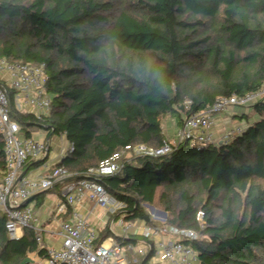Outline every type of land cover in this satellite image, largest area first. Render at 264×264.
Returning <instances> with one entry per match:
<instances>
[{
  "label": "trees",
  "instance_id": "16d2710c",
  "mask_svg": "<svg viewBox=\"0 0 264 264\" xmlns=\"http://www.w3.org/2000/svg\"><path fill=\"white\" fill-rule=\"evenodd\" d=\"M0 58L45 66L52 110L42 119L20 112L18 121L26 136L31 127L65 135L73 150L56 164L70 173L63 186L93 177L90 168L126 145L169 140L166 116L181 128L219 96L260 90L264 0H0ZM250 108L229 140H178L156 156L124 151L119 170L99 178L126 205L116 216L155 222L144 206L155 204L167 224L203 232L189 241L201 264H264V96ZM31 160L25 168L38 164ZM5 168L0 134V180ZM5 224L0 212V261L47 255L32 228L12 239ZM152 256L129 264H159Z\"/></svg>",
  "mask_w": 264,
  "mask_h": 264
},
{
  "label": "built area",
  "instance_id": "2783aa9c",
  "mask_svg": "<svg viewBox=\"0 0 264 264\" xmlns=\"http://www.w3.org/2000/svg\"><path fill=\"white\" fill-rule=\"evenodd\" d=\"M47 80L43 64L33 65L0 58V134L4 140L6 156V168L0 180V209L6 216V229L12 239L17 237V230L32 228L40 246H44V227L40 225L34 209L25 202L36 193L49 190L70 173L63 165L45 163V171L40 176L23 174V167L28 160L47 156L50 141L26 136L18 121V114L32 112L39 119L50 114L53 98L47 90ZM263 96L264 84L260 90L245 95L217 97L204 109L185 118L177 132L178 140L191 139L198 147L215 143L213 128L220 112L251 104ZM241 130L242 128L237 127L228 132L225 138H230ZM172 146L171 141L167 139L158 147L144 143L126 145L125 149L101 161L98 167L90 168L93 177L65 182L61 188V200L57 205L56 215H66L71 206V218L61 220L59 234L62 243L59 248L47 247V264H129L130 258L136 262L151 253V259L160 256V261L154 263L201 264L199 254L189 243L200 237L198 230L169 225L164 220L144 222L132 234L133 224L120 217V232L114 230L113 219L109 224L112 235L98 242L99 232L77 208L78 204L88 197L104 208H111L112 213H117L126 206L125 203L116 200L99 178L119 170V159L126 150L134 154L156 156L171 151ZM72 150L73 147L70 146L69 152ZM203 215V211L199 210L197 220L201 228H204ZM117 236H136L140 239L137 243L127 244L119 242ZM107 240L110 242L106 243ZM157 245L161 246V250L157 249ZM0 264L4 263L0 261Z\"/></svg>",
  "mask_w": 264,
  "mask_h": 264
},
{
  "label": "crops",
  "instance_id": "0c3cea01",
  "mask_svg": "<svg viewBox=\"0 0 264 264\" xmlns=\"http://www.w3.org/2000/svg\"><path fill=\"white\" fill-rule=\"evenodd\" d=\"M41 130L39 132L40 137L38 140H49L50 141V149L47 156L39 158V159H32V162L38 163L34 165L32 168H25L23 167V174L29 175L31 177H37L40 176L42 173H44V165L43 164H57L59 161L62 160V158L68 153L70 144L68 140L66 139L64 134H51L48 135V132L44 128L36 127ZM34 127L30 128L31 135L33 137L34 132H37V129ZM43 131V132H42ZM38 133V132H37ZM64 136V137H63ZM54 147L55 153L54 157L50 158L51 149ZM43 161V162H42ZM27 164V162H26ZM25 164V165H26ZM61 188L62 185L55 184L50 190L44 191V194L41 195L40 192L34 194L31 196L30 200L27 202L28 205H30L38 219L40 225L44 227L43 230V242L44 247L47 249V247H57L59 248L62 243V237L59 234L60 230V222L61 220L65 219L68 220L71 218L72 213V207L69 206V213L62 216L56 215V208L58 203L61 200ZM80 213L84 216H86L89 220L90 225L95 228L98 232L100 237L103 235L105 231H110L109 224L114 219L113 227L115 224V219L117 218L116 213H112L111 208H104L100 206L99 204H96L94 201H92L90 198L85 197L83 201L78 204L77 206ZM0 212L1 209H0ZM144 220L142 219H135L131 220L130 223L133 224V227L131 228V233L134 234L140 226L144 224ZM118 228L121 230V226L119 222L117 223ZM27 229H19L16 232V238L19 239L26 233ZM109 236H111V231L109 233ZM108 236V237H109ZM11 238V237H10ZM107 238V237H106ZM105 238V239H106ZM104 239V240H105ZM140 239V237H138ZM110 240H107L106 243H109ZM26 258H30L31 261L26 262L25 264H47L46 255H42L38 251H30L28 252V255L21 261V264L24 262ZM151 262H159L160 256H155L151 260ZM2 262V261H1ZM5 264V263H4Z\"/></svg>",
  "mask_w": 264,
  "mask_h": 264
},
{
  "label": "rangeland",
  "instance_id": "374dc122",
  "mask_svg": "<svg viewBox=\"0 0 264 264\" xmlns=\"http://www.w3.org/2000/svg\"><path fill=\"white\" fill-rule=\"evenodd\" d=\"M244 112H251L250 104L245 105V106H235L234 108H231L230 110H225V111H222L219 113V116L216 118L215 127L213 128V132L215 134V143L216 142L217 143L222 142L223 140H229L232 136L230 138H225V136L228 132H231L232 130H234L237 127L243 128L246 125V123L244 122V118H240L239 116H237L238 113L240 114V113H244ZM256 118H257V115H253V116H251L250 120H253ZM163 124H164V131H165L166 135L169 136V140L171 141V143L175 144L178 141V139H177L178 137H176V136H177L178 130L180 129V126H179L176 118L171 116V115L166 116L164 118ZM34 128H36V127H34ZM36 129H37L38 133L34 132L33 137L35 139H39V137H40L39 132H41V130H39V128H36ZM54 153H55V149H54V147H52L51 153H50V158L54 157ZM144 206H145L147 212L150 214L152 220L158 221V222L167 220L168 212L165 209H163L162 207L157 206L155 204H149V203H145ZM116 210H118V208ZM119 210L117 212H119ZM215 211H216V214L219 216V214L221 212L220 208L216 207ZM161 212H166L167 215H164ZM120 217L125 218V221L128 223L131 222V220L126 219V217L124 215L117 216V218L115 219V224H114V230L117 233L120 232V229L117 226V223H118V220ZM199 232L201 233L200 237L205 238V235L203 234V232H201V231H199ZM113 236L115 237V235H113ZM157 249L161 250V246L157 245ZM149 256H150V254H149Z\"/></svg>",
  "mask_w": 264,
  "mask_h": 264
},
{
  "label": "water",
  "instance_id": "95a60500",
  "mask_svg": "<svg viewBox=\"0 0 264 264\" xmlns=\"http://www.w3.org/2000/svg\"><path fill=\"white\" fill-rule=\"evenodd\" d=\"M64 179H68V177H66V178H64ZM30 198H31V197H30ZM30 198H29L28 200H26L25 203H27V202L30 200ZM25 203H24V204H25ZM158 212H159V211H158ZM161 213H163L164 215H167L166 212H161ZM148 258H149V254H148L147 256H145L144 261H146ZM29 261H31V259H30V258H26L22 264H25L26 262H29Z\"/></svg>",
  "mask_w": 264,
  "mask_h": 264
}]
</instances>
